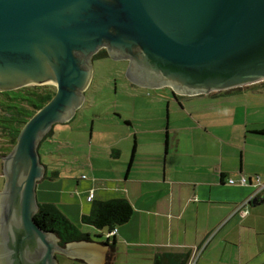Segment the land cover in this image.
Wrapping results in <instances>:
<instances>
[{"label":"water","instance_id":"95a60500","mask_svg":"<svg viewBox=\"0 0 264 264\" xmlns=\"http://www.w3.org/2000/svg\"><path fill=\"white\" fill-rule=\"evenodd\" d=\"M100 47L129 59L126 76L138 85L193 95L255 84L264 80V0H0V91L56 87L2 159L0 264H57L59 253L105 262L107 247L61 246L34 217L44 175L37 145L82 107Z\"/></svg>","mask_w":264,"mask_h":264},{"label":"crops","instance_id":"0c3cea01","mask_svg":"<svg viewBox=\"0 0 264 264\" xmlns=\"http://www.w3.org/2000/svg\"><path fill=\"white\" fill-rule=\"evenodd\" d=\"M161 86L158 98L167 101L166 114L160 108L154 114L134 109L127 118L120 113L107 118L100 112L92 117L88 163L78 161V154H63L73 161L63 174L41 161V182L51 184L45 180L67 175L72 183L53 195L45 185L43 191L38 187L36 200L55 206L89 233L92 239L86 242L107 247L104 264H117L121 251L126 264H154L159 254L192 256L205 242L196 264H264V202L244 204L256 180H264V84L193 95ZM80 108L68 122L78 115L80 123L84 120ZM64 143L69 148L72 138ZM242 176L252 184L228 181ZM65 196L72 204L68 209ZM115 198H127L133 205L130 219L116 227V235L83 222L93 200ZM74 261L92 264L68 256L63 263Z\"/></svg>","mask_w":264,"mask_h":264},{"label":"rangeland","instance_id":"374dc122","mask_svg":"<svg viewBox=\"0 0 264 264\" xmlns=\"http://www.w3.org/2000/svg\"><path fill=\"white\" fill-rule=\"evenodd\" d=\"M92 64L93 77L89 82V86L84 91L85 102L80 108V112L84 111L86 113V116L85 114L82 116L84 120L80 123L79 120H81V115H78L74 120L67 121V124L62 122L54 124V135L44 138L40 145L41 161L52 163L51 168H60L63 174L67 172L68 162H73L67 161L69 158H63V154L71 158L74 157L73 155L78 154L75 156H78V161L80 160V162L88 163L91 152L90 146L93 139V137L90 136L92 130L91 120L98 112L107 118H114V115L118 116V113H120L122 117L127 118V112L128 114H131L134 112V109L136 112L145 109L149 114L158 112L159 108L165 113V110L167 109V101L161 103L158 98L161 97L159 94L161 90L164 91V88H162V86L156 88L149 85L133 84V82L126 76L125 70L128 65L126 60H116L111 58V56L108 58L104 55H96L92 60ZM47 85H54V83L49 82ZM168 88L171 89V87ZM170 93L171 91H169V95ZM172 97H174L173 94ZM107 121L109 120H106L105 123H107ZM121 121L122 124L125 122L124 119ZM95 128L98 130L99 126L96 125ZM67 137L72 138L73 142L69 148H65L66 144L64 143ZM95 147L96 146L93 147L94 153L96 152ZM12 148L13 146L10 145L9 139L2 136V133L0 132V170L4 166L2 156L6 152L8 153ZM41 179L38 180L35 185L36 194L38 187L43 191L42 186L44 185L50 191L51 195H53L56 191L61 190L67 183H72L67 179V175H61V177L54 182L45 180L47 181L46 183L51 184H44L41 182ZM3 180L0 179V185ZM3 182L5 183V181ZM39 195L40 197H38V199L41 201L44 194L41 192ZM64 201L67 203L64 204V207L68 209L69 206L72 205L71 201L67 199V196H65ZM119 256L120 258L117 259V264H126L127 257L123 255L122 251L119 253ZM65 257H67V255L61 253L57 254V264H64ZM74 263L80 264L79 261H74L73 264Z\"/></svg>","mask_w":264,"mask_h":264},{"label":"trees","instance_id":"16d2710c","mask_svg":"<svg viewBox=\"0 0 264 264\" xmlns=\"http://www.w3.org/2000/svg\"><path fill=\"white\" fill-rule=\"evenodd\" d=\"M264 84V83H263ZM54 85H32L15 90L0 91V132L9 139L10 145L17 143L19 132L36 111L54 96ZM14 147V146H13ZM89 212L82 214L86 224L96 228H113L127 222L133 213V205L127 198L110 200H93ZM38 226L45 231H53L59 244L92 239L89 233L82 232L75 224L50 204L39 205L35 212ZM189 254H159L155 256L154 264H187ZM106 264H113L107 262Z\"/></svg>","mask_w":264,"mask_h":264},{"label":"built area","instance_id":"2783aa9c","mask_svg":"<svg viewBox=\"0 0 264 264\" xmlns=\"http://www.w3.org/2000/svg\"><path fill=\"white\" fill-rule=\"evenodd\" d=\"M229 183L234 184V183H239L241 185H249L252 184V182L248 181V179L245 176H242L240 179H238L237 181L234 179H229L228 180ZM257 183L255 184V190L254 192L251 194V196H249L248 199H246V201L244 202V204L247 203H251L254 199L261 197L262 193H264V180L261 182L258 180H256ZM117 229L113 228V230L110 231L109 235H116ZM206 243H203L201 245H199L198 247H196V249H194V253L192 256H190L188 263L187 264H196L197 262V257L202 253V251L205 249Z\"/></svg>","mask_w":264,"mask_h":264},{"label":"flooded vegetation","instance_id":"af4514ba","mask_svg":"<svg viewBox=\"0 0 264 264\" xmlns=\"http://www.w3.org/2000/svg\"><path fill=\"white\" fill-rule=\"evenodd\" d=\"M96 55H98V56H100V55H104L105 57H108L109 58V52L107 51V49L105 48V47H100L99 49H97V51H95L94 53H92L91 54V58H90V64H92V60L94 59V57L96 56ZM112 58V57H111ZM113 59H116V60H123L124 58H113ZM124 60H126L127 61V69H128V66H129V59H124ZM92 77H93V74H92ZM92 80V79H91ZM130 80V79H129ZM131 81V80H130ZM260 82H262V83H264V80L263 81H260ZM58 123V122H57ZM54 124H56V123H54ZM53 132H54V126L48 131V132H46L45 134H44V136H43V138L41 139V141H40V143L37 145V147H38V151H39V154H40V145H41V143H42V140L44 139V138H47V137H49V136H51V135H54L53 134ZM12 150V149H11ZM10 150V151H11ZM10 151H8V153L6 152L2 157L4 158V156H7L9 153H10ZM40 158H41V154H40ZM4 179H5V174H4ZM58 245V244H57ZM62 246V245H61Z\"/></svg>","mask_w":264,"mask_h":264},{"label":"bare ground","instance_id":"6f19581e","mask_svg":"<svg viewBox=\"0 0 264 264\" xmlns=\"http://www.w3.org/2000/svg\"><path fill=\"white\" fill-rule=\"evenodd\" d=\"M52 82V81H51Z\"/></svg>","mask_w":264,"mask_h":264}]
</instances>
